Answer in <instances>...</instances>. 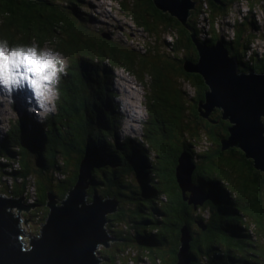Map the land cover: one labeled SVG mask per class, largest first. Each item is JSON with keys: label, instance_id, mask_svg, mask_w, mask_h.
Here are the masks:
<instances>
[{"label": "trees", "instance_id": "16d2710c", "mask_svg": "<svg viewBox=\"0 0 264 264\" xmlns=\"http://www.w3.org/2000/svg\"><path fill=\"white\" fill-rule=\"evenodd\" d=\"M138 1L141 3L135 6L139 10L135 12V16L128 11L131 16L129 21L139 29V24H143L144 30L150 33L155 32L154 27L158 26V22L170 36L169 40L161 43V50L169 51L165 58L173 60L177 68L172 69L173 64L166 60L159 64L162 54L155 50L158 40L152 45L153 54H149L146 47L142 48L146 53L143 54L138 49H132L134 45L130 41L131 37L127 38L124 31H120V34L125 37L126 43L119 42L127 48L104 42L93 46L78 37H71L68 26L60 17L64 15L63 11L68 15V4H71L69 0H0L1 35L11 37L6 32L8 29H4L8 26H16L18 34L30 31L32 26L38 30L47 27L53 31L61 30L65 39H55L53 43H59L62 51L68 53L71 59L68 64V68L71 67L67 71L68 77L60 83L57 111L52 118H45L40 122V125L44 124L42 130L46 133L36 142L34 149L27 151L12 148L9 141L13 140L14 143L11 132L14 129L6 133V140H0V155L7 158L0 161V174H3L0 178V192L8 193L11 204L20 201L27 207L18 214L10 212L8 207L6 211L16 220L23 215L32 232L37 235L47 195L52 194L57 199V193L64 190L71 162L84 159L89 175L86 192L97 191L101 198H114L115 208L106 214L103 228L106 235L122 242L121 246L115 243V251L101 248L93 252L94 257L98 259L95 256L98 252L101 254L100 259L108 261L101 264H115L119 257L122 258L123 248L134 249L135 256H138L147 245L151 248H148L151 251L148 252L150 264H172L177 231L174 225L178 222L180 205L175 179L171 178V173L176 172V159L180 148L184 146L188 157H195V167L190 173L192 184L207 196L204 202L210 210L197 205L190 208L185 201V224L194 223L193 219L202 220L198 213L207 212L204 220L206 228L199 231L189 245L191 261L194 262L191 264H264V253L251 251L255 245L258 247L261 238L250 236L242 217L244 214L258 227H263L261 234L264 237V173L254 170L253 164H249L248 160L244 161L243 154L238 149H221L216 138H227L228 121L217 118V109H213L207 118L197 115V102L202 101L201 93L204 88L196 72L180 67L183 59L195 62V56L189 55L192 45L188 30L168 11H160L149 0ZM190 1L193 2V8L190 9L184 25L195 29L198 14L204 12L210 26L209 32H212L216 29L217 18L224 16L239 0H218L217 4L211 0ZM260 1L248 0L249 7ZM120 2L124 9L121 5L120 7L126 11L129 7L127 4H131L133 0ZM245 21L249 28L238 24L241 27L235 30L228 48H233L235 59L264 66V52L260 56L259 53L256 55L252 52L253 56L249 59L243 57L242 49L252 39L247 33L259 28L250 18H245ZM202 25L206 28V23ZM170 31L174 32L173 37ZM155 35L159 39L158 32ZM211 35L213 37L203 38L207 39V44H212V38H215V34ZM255 40L256 38L250 44ZM82 42L85 43L81 49ZM249 49L244 54L245 57L252 51L251 46ZM83 52L85 57L81 56ZM109 62L125 68L140 83L148 76L150 81L146 86L150 90L156 89V94L147 99L148 118L143 125L144 133L152 134V159H147L146 152L139 150L134 142L123 140L117 145L107 138L110 135L106 129L107 124H112L113 129H116L120 125L121 117H113L115 107L108 109L103 98L102 107L94 105L93 95L100 93L102 97L105 88L110 91L112 73L109 67L112 65ZM169 71L176 72L175 78L178 79L175 81L177 90L172 88L170 91L173 93L166 90ZM182 93L186 95V101ZM110 99L112 100V96ZM167 113H172L173 120L167 118ZM216 119L220 124L210 126L211 131L202 126L203 130L200 132L195 130L188 136L182 134L190 123L195 129V125L201 127V122L203 125L205 122L215 123ZM261 120L264 125V116ZM47 139L50 150L44 156L49 160L46 163L43 158L45 145L42 146V143ZM27 142L30 141L26 140L25 143ZM194 146L199 149L198 152ZM58 156L62 161L58 160ZM10 162H16L17 167L8 169ZM202 167L205 173H199V168ZM46 168H51V172ZM29 175L34 180L32 189L25 184ZM229 184L232 189L226 186ZM30 191L33 193L32 197ZM90 198L91 195H88L87 199Z\"/></svg>", "mask_w": 264, "mask_h": 264}, {"label": "water", "instance_id": "95a60500", "mask_svg": "<svg viewBox=\"0 0 264 264\" xmlns=\"http://www.w3.org/2000/svg\"><path fill=\"white\" fill-rule=\"evenodd\" d=\"M211 1L218 3V0ZM149 2L161 11H168L183 24L193 8L190 0ZM189 38L196 53L195 62L185 65L183 59L180 67L196 72L204 88L202 101L197 102V115L206 117L217 108V118L228 121L227 138L215 137L221 149L233 145L240 148L243 156L252 160L254 170L264 173V125L261 120L264 116V66L230 56L225 41L220 38H212L213 44H207V39L194 37L192 31ZM184 157L183 153L179 154L176 172L171 173L180 205L178 222L174 225L177 231L172 264L189 263L187 242L191 237L185 227V201L197 198L191 186L184 187L194 168L189 159V169L183 168ZM82 164L71 162L64 190L57 193V199L52 194L47 195L41 228L38 236L29 242V248L18 242V221L6 211L9 201L0 198V264H96L95 248L112 239L102 225L105 215L114 210L116 201L98 195L85 200L89 175Z\"/></svg>", "mask_w": 264, "mask_h": 264}, {"label": "clouds", "instance_id": "9594fccd", "mask_svg": "<svg viewBox=\"0 0 264 264\" xmlns=\"http://www.w3.org/2000/svg\"><path fill=\"white\" fill-rule=\"evenodd\" d=\"M78 1H81L83 3V8L85 9L75 7L72 4H68L69 5L68 6L69 7L68 16H70L73 19L74 17L76 18V16H81V15H82L81 17H85V19L91 18L90 23H91L92 29L102 33L104 36H107V37H114L116 32L120 34V31H123V27L125 26L126 17H124L125 11L122 10L119 3H118L119 10L116 11L113 9L112 6H110L108 2H100L99 0H78ZM108 6H109V9L107 8ZM91 8L98 10L96 12L97 15L92 14L93 10H91ZM79 9H83V10H79ZM74 13H76L77 15H74ZM189 14H190V10L188 11L187 16ZM225 15L220 16L219 19L224 18ZM245 18H250L257 26L260 25L258 30H261L262 27L264 28V24L257 23L255 19L253 18V16L251 15L250 11L248 12V14L244 15L241 19L235 20L233 23H227L225 21L218 22V18H217L216 38H220L221 41H225V46L230 56H234V54H233V50L228 48V44H231L230 41L234 37L235 30L237 28H240L241 25L244 26L245 28H249L248 25L246 24ZM198 19H200V21H198ZM104 21H107L110 24L109 27L111 29V32H114V33L110 35L104 34V30H105ZM97 22H101V23L98 24ZM198 23L200 24L198 25ZM202 23L203 24L207 23V28H204ZM240 23L241 25H238ZM117 25L119 26L120 30L117 28ZM194 27L195 29L194 28L190 29L193 32L194 37L198 39H203L207 37L211 38L210 33L208 34L206 33V32H209V24L207 22V19L204 16H201V14H198ZM87 29L89 28L87 27ZM225 29H229L230 32H232V34L226 37L224 33ZM190 30H188L189 34L191 32ZM139 32H140V29H139ZM257 33H259V31L257 30L247 33V36L251 37L252 39L247 45V47L242 49V52H244V54L249 50V46L252 40L258 37ZM260 36H263V34H261ZM168 37L169 36H167V38ZM112 39L121 41L118 38H112ZM263 52H264V48L262 50V53ZM262 53L259 54V56L262 55ZM244 54H243L244 59H249L250 57L253 56L252 51H250L246 57ZM255 54L258 55L257 53ZM68 66L69 65H68L67 58L62 53L55 51L54 49L50 47L40 48L35 43V41H33V43L30 46H23V45L10 46L7 40L0 39V93H3L6 95L5 100H8V104H7L8 112L7 113L9 115L6 118L8 120L5 122L6 130L0 133V140L2 139L6 140V133L10 129H14L11 131L13 133L12 136L14 137V143H13V140L9 141L11 143L12 148L16 150H19V148H22L27 151H29L28 147L31 148V151L34 149V147L36 146V142L39 141L43 137V135L46 133L45 131L42 130V126L44 124L40 125V122L45 120V118H52L53 114L57 111L56 104L60 100V83H61L62 77L67 75ZM109 68L111 70L112 78H113L114 73L112 72V70L114 67L111 66ZM119 68L123 69L122 67H119ZM84 76L86 78V75ZM25 87L27 88L28 91H31L33 94V99L36 101L35 108L31 107L33 103L30 106L26 105L28 95L26 92H21L20 90L21 88H25ZM18 90L20 91L16 94V96H13V93ZM110 92L112 93L111 86H110ZM3 98L4 96H0V99H3ZM22 98H25L24 109H25V112L28 113V115L23 114V107H22V102H21ZM93 103H94V100H93ZM106 103L108 105L107 106L108 109L111 107L110 105L114 106L113 93H112L111 102H106ZM32 111H36L35 113H37L38 118H31L29 116L30 113H32ZM144 111L146 113V119H147L148 118L147 111L146 110ZM113 117H121V115L116 112V109L113 110ZM137 119L138 118L127 119V121L129 122V123H126L127 126H132L133 120H137ZM146 119L144 120V122H140L141 135L139 137L131 136V134H133L132 127H124L121 124L122 123V117H121L120 125L116 129H113L112 124H107L106 129L110 133V135L107 138L111 142L117 145L120 143V141H123V140L134 142L137 144L139 150H143L146 152L147 159H152L153 157L152 148L150 146H147L141 139L142 132L144 133L142 129H143V125L146 122ZM36 137L37 139H35ZM26 140H29L30 142L25 143ZM47 142H49L48 139L46 142L45 140H43V143H42V146L45 145V150L43 151L44 154H47L48 152ZM194 148L197 152L199 151L197 147L194 146ZM180 153H183V155L185 156L183 159V168L187 169L188 166H190L188 159L192 161L193 164L195 163V157L193 156L194 158L190 159L187 155V150L185 149L184 146L180 148L179 154ZM0 158H2L0 159V161L7 160V158L2 155H0ZM78 162L80 163L84 162L86 166V170H87V165L84 159H81ZM15 163L16 162H10L8 169L16 168L17 166L11 167L12 164H15ZM177 163L178 162L176 159V164ZM194 167H195V164H194ZM48 172H51V171H48ZM1 176H3V174H0V177ZM28 179L34 181L30 175L29 177L25 179V181ZM15 180L17 179L15 178ZM192 183L193 181L192 179H190V175H189L188 185L184 183V187L191 186L192 191L196 192L197 198L194 197L195 193L193 194L191 191L194 197L193 201L187 202L189 200H186V202L191 203L193 205L192 208H194V206L196 205L197 206L201 205L207 196L203 195V192ZM87 194L92 196V195H97L98 193L97 191H94V192H89ZM85 200L89 201L87 197ZM22 207H26V206H22ZM22 207H19V208H22ZM198 214L202 217V220L193 219L194 223L185 224V227L187 228L190 234V237H191L190 240L187 242L188 254H189L188 256L190 257L188 264H191L192 262L191 254L189 252V245L191 244L193 237H196L199 231L202 232L206 228V226L202 227L201 225L204 224V220L207 218V212L206 211L202 213L199 212ZM244 220H245L244 225L247 227V230L252 235L253 229H251V226H248V223L246 221L249 219L245 217ZM37 236L38 234L35 236H32L30 238V242L32 241V239H34ZM112 239H108L107 243ZM148 248L150 247L146 245V248L144 249V251L140 253L138 256H135L136 252L134 249L130 247H125L123 248L122 254L119 253L124 259V262L121 263L120 259H118L115 261V264H138L141 261L145 262L146 264H150L149 259H148V252H151V251H149ZM125 250H128L129 253L126 254ZM95 251H97L96 248L94 252Z\"/></svg>", "mask_w": 264, "mask_h": 264}, {"label": "rangeland", "instance_id": "374dc122", "mask_svg": "<svg viewBox=\"0 0 264 264\" xmlns=\"http://www.w3.org/2000/svg\"><path fill=\"white\" fill-rule=\"evenodd\" d=\"M61 1L64 2V0H61ZM103 1H107L110 4V6H112L113 9L116 10V11L119 10L118 3H119V5H121L120 0H103ZM69 2L72 5H74L75 7L83 8V3L81 1L69 0ZM140 3H141V1H140ZM140 3H139L138 0H133V2H131L130 6L127 8L128 10H126L124 12L125 13L124 17H126V13H127V17L125 19L126 21H125V26L123 27V31L127 34V38L131 37L130 41L134 45V46H132V49H134V50L138 49L139 52H142L143 54H146V53L143 52V49H142V48L146 47L149 50V54H153V52H154L152 50V48L154 46L153 44L156 42L155 40H158L157 49H155V50L160 52V55L162 54L160 56V58H159V64L163 60H166V61H170L173 64V68L172 69L177 68L173 60H171L170 58H165V54L169 53V51L163 52L161 50V43L163 44V40H168L169 39V38H167V36H169V34H166L164 32V29L160 27V24L158 22H156L158 26L154 27L155 32L151 31V33H150L148 31L144 30L143 24H141V23L139 24L140 25V32H139V28L135 27L134 24H132L129 21L131 16L128 13V11H130L135 16V12L139 11L138 9H135V6L140 5ZM121 7H122V5H121ZM108 8H109V6H108ZM257 8L261 11V14H264V0H261L257 4ZM83 9H85V8H83ZM83 9H79V10H83ZM67 10H69V7L67 8ZM91 10H93L92 14L97 15L96 12L98 10H96L94 8L93 9L91 8ZM63 14L64 15H60L61 20H63L62 22H65L66 25L68 26L69 35L71 37H73V38H77L78 37L79 39H82L83 41L90 42L88 44H92L93 46H95L96 44H99L101 42H104V43H107V44L111 43L112 45H115V46H121V47L127 48V46H125L124 44L120 43L119 41H117L115 39H112V38H118V39L121 40V42L126 43L125 42V37L123 35L118 34L116 32L115 33L116 37L115 36L114 37H107V36H104L102 33L93 30L92 26H91V23H90L91 18L90 19L89 18L85 19V17H81L82 16L81 15V16H76V18L74 17V19H73L70 16H68L65 11H63ZM120 18H122V17H120ZM255 19H257L256 21H257V23H259L258 18L255 17ZM198 21H200V19H198ZM220 21L221 22L225 21V22L228 23L227 20H220ZM178 22H180V21L178 20ZM97 23L100 24L101 22H97ZM212 23H213V21H212ZM199 24L200 23H198V25ZM104 25H105V30H104V34L105 35H110V34L114 33V32H111V29L109 27L110 24L107 21H104ZM147 26H149V25H147ZM181 26H183L185 28V30H188V28L183 23H181ZM32 27H33L31 29L32 31L30 30V31H26L24 33L21 32V33L18 34L16 32V26H11V27L8 26V27H6L4 29H8L6 32L9 33V35H11V37H7V36H4V35L0 34V39L7 40L10 46H17V45L30 46L33 43V41H35V43L40 48L50 47V48L54 49L55 51L63 52L62 54L64 56L67 55L68 64L71 63L70 56L65 51H62L63 49L60 47L61 45H58L59 43H56V41H55V43H53V41L55 39L58 40V41H60L61 39H65V37L62 36L63 35V31L57 30V29H55L53 31V29H51V28L48 29V27L44 28V29H41V30H38L35 26H32ZM87 27L89 29H87ZM117 28L119 29L118 25H117ZM209 31H210V26H209ZM157 32H158L157 36H159V39L156 38V35H155V33L157 34ZM170 33H171V37H173L174 36V32L170 31ZM188 33H189V31H188ZM209 33H210V36H212L211 33L213 35L215 34V38H216V36H217L216 29H215V31L213 30L212 32H209ZM261 34H263V36H264V28H262L260 30V32L257 33L258 37H256V40L252 44H250V46L252 48L255 47V45L257 43L262 42L263 36H260ZM28 35H30V36H28ZM109 38H111V39H109ZM84 43L85 42L81 43V45H80L81 49H82V45ZM167 50H168V47H167ZM193 50H194L193 47L189 48V55L191 54L192 56H194ZM83 54H84V52L81 54V56L85 57L86 55L83 56ZM79 61H82V60H79ZM79 63H81V62H79ZM109 63H110V65H112V67H114L113 70H112V72L114 73V76H113V78L110 81V86H111V90H112L113 97H114V106H115L116 112L121 115V117H122V123L121 124L124 127H132V129H133L132 133L133 134H131V136L139 137L141 135L140 122H144V120L146 119V113H145L144 110L148 111V105H146L147 99H149L150 96L152 97L153 95L156 94V89L150 90L146 86L148 84V82L150 81V78L148 76H146L144 79H142L143 83H144L143 84V83L139 82L138 78H135L132 74L127 73L125 68L121 69L116 64H114L112 62H109ZM187 64L190 65L189 61L185 60V65H187ZM136 65H138V64H136ZM70 68L71 67H69L68 69L70 70ZM175 74H176V72H173V71L172 72L169 71L168 74H167V78L169 79V83H167V86H166L167 92H170L172 88L177 90V86H175V81H177L178 79L175 78ZM67 77H68V75L62 77L61 82H64L67 79ZM108 92H110V91L105 88V90H103L102 97L100 96V93L98 95L95 93L93 95L94 104L95 105H100L102 107V105H103L102 104V100H101L102 98L106 102H111L110 97L112 96V94L108 93ZM126 92H128L129 94H125ZM17 93L18 92L15 91L13 93V96H16ZM26 93L28 95V99H27L26 105L30 106L34 101H33L32 97H30L28 90L26 91ZM170 93H173V92H170ZM0 96H4L3 99H0V133H2V132H4L6 130L5 122L8 120L6 118L9 115L7 113L8 112V109H7L8 100H5L6 95L3 94V93H0ZM127 96H129V97H127ZM182 97H183V99L185 101L187 100L186 95L183 94V93H182ZM122 99L124 100V102H123ZM24 101H25V98H22L21 102H22V107H23V114L28 115V113L25 112V109H24V106H25V103H23ZM179 101L181 102V96L180 95H179ZM35 105H36V101L32 104L31 107L35 108L36 107ZM110 106H112V105H110ZM22 107H21V109H22ZM152 109H153V107L150 109L151 117H152ZM202 111H203V109H202ZM35 112L36 111H32L33 114L30 113L29 116L31 118H38V115ZM134 112L137 113V114H134ZM130 118L131 119L138 118V119L137 120H133L132 126H127L126 123H129L127 121V119H130ZM167 118L173 120L172 113H167ZM202 126H203V124L201 122V127L198 126V125H195L194 126L195 129H193V126L190 123V124H188V126H186L187 128H184V132L182 134L184 136H188L192 131L196 130V132L197 131L200 132L201 130H203ZM142 130L144 131V128ZM149 135L146 132L145 133L142 132L141 139L147 146H152L153 145V143L151 142V138H152L151 135L152 134H149ZM47 143H48L47 148H50L49 142H47ZM236 149H238V148H236ZM28 150L31 151V148L28 147ZM44 156H45V154L43 152V158H44V160L47 163L49 160H46ZM58 160L59 161L61 160V158L59 159V156H58ZM12 167H16V165L13 164ZM82 167L85 169V163L84 162L82 164ZM47 170L51 171L52 169L48 168ZM10 181H12V177H10ZM226 186L228 188L232 189V186L230 184L226 185ZM0 198L6 199L7 201H9V207L8 208H10L11 205H14V206L19 208L17 203H12L11 204L10 200H8V193L0 194ZM239 207H241V206L239 205ZM111 212H109V213H111ZM7 213L9 214L8 211H7ZM109 213H107V214H109ZM246 221L248 223V226H251V229H254L253 232H252L253 236L261 238L258 241V247H256V245H255L253 248H251V251H253V252H262L261 254H263L264 253V239H263L264 237L261 234V231H263L262 230L263 227H258V225L256 223H254L253 220H251V219L250 220H246ZM103 225H104V223H103ZM19 227L22 230V232L25 230V225H21ZM40 228H41V225H40L39 229ZM39 229H38V231H39ZM25 236L26 235L24 234V232H23V234H21V232H18V237H17L18 242H22L24 240V244H26ZM29 242H28V244L26 246H24V248H27L29 246ZM115 243L119 244L120 246L122 245L121 244L122 242L120 243V242L116 241L115 239H112L106 245H103V244L98 245L96 247V250L97 251L101 250V248H111V249H114V251H115L116 250L115 249V245H116ZM100 255L101 254H99L98 252L95 254V256L98 258V261L96 262V264H101V263H104V262H108V261H106V259L105 260L104 259L103 260L100 259L99 258ZM119 259H120L121 263L124 262L123 258H119ZM138 264H144V262L141 261Z\"/></svg>", "mask_w": 264, "mask_h": 264}, {"label": "built area", "instance_id": "2783aa9c", "mask_svg": "<svg viewBox=\"0 0 264 264\" xmlns=\"http://www.w3.org/2000/svg\"><path fill=\"white\" fill-rule=\"evenodd\" d=\"M99 1H100V2H107V1H103V0H99ZM203 5H204V4H203ZM107 8H108V7H107ZM108 9H109V8H108ZM249 11L251 12V15H252L253 17L258 18V20H259V24H264V14H261V11L257 8V4H256V5H253V6L250 8V7H249V4H248V0H239L238 2H236L235 4H233L231 10L228 11V12L226 13V15H225L224 18H222V19H218V22H219L220 20H227L228 23H233L235 20H239V19H241L244 15L248 14ZM201 16H205V13L202 12V13H201ZM206 28H207V23H206ZM259 32H260V30H259ZM230 34H232V32H230V30L228 29V36H230ZM263 48H264V36H263V40H262V42L257 43V44L255 45V47L252 48V52H255V53H259V54H261ZM0 159H2V158H0ZM12 166H13V164H12ZM12 166H11V167H12ZM1 177H2V176H1ZM1 177H0V178H1ZM17 181H18V179H17ZM25 184H26V187H27V188L32 189V188H31V186L33 185V181H32V180H30V179L26 180V181H25ZM29 193H30V195H31V197H32V196H33L32 191H30ZM0 194H2V193H0ZM31 197L28 199V202H29V203H30V201H31ZM8 200H9V199H8ZM19 204H21L22 206H25V205L22 204L20 201H19ZM9 209H10V212H13V213H15V214L20 213V211H22V212L25 211L24 209H22V208H18V207L14 206V205H11ZM17 220H18V228H19L21 234H23V232H24V234L26 235V236H25L26 244H24V240L22 241V243L24 244V246H26V245L28 244V242L30 241V238H31L32 236H35L36 234H34V233L32 232L31 228H30V227L28 226V224L26 223V221H25L23 215H20L19 217H17ZM21 225H25V230H24L23 232H22V230H21L20 227H19V226H21ZM39 227H40V226H39ZM125 253H126V254L129 253L128 250H125ZM130 254H132V253H130ZM144 264H146V263L144 262Z\"/></svg>", "mask_w": 264, "mask_h": 264}, {"label": "flooded vegetation", "instance_id": "af4514ba", "mask_svg": "<svg viewBox=\"0 0 264 264\" xmlns=\"http://www.w3.org/2000/svg\"><path fill=\"white\" fill-rule=\"evenodd\" d=\"M232 50H233V48H232ZM193 53H194V56H195V52H194V50H193ZM191 55V54H190ZM192 56V55H191ZM213 109H217V108H213ZM212 109V110H213ZM211 112V111H210ZM209 112V113H210ZM209 113L206 115V118L209 116ZM215 121V123H208V122H205L204 123V125H203V127L206 129V130H208V131H211V128H210V126H212V125H216L217 123L218 124H220L219 123V120L218 119H216V120H214ZM218 128H219V125L217 126ZM215 129H216V126H215ZM227 150H235L236 148L235 147H227L226 148ZM225 149V150H226ZM50 150V148H47V151H49ZM222 150H224V149H222ZM240 152V151H239ZM240 153H242V152H240ZM243 154V153H242ZM243 159H244V161H246V160H248L249 161V164H252V160L249 158V157H246V156H243ZM206 171H204V167H202V168H199V173H205ZM189 201H193V199H189ZM186 205L188 206V207H193V205L191 204V203H187L186 202ZM199 206H203V207H205V208H207V210L208 211H210L209 210V207L206 205V203L203 201V203L201 204V205H199ZM242 217L243 218H245L246 216L244 215V214H242ZM202 227H205L206 226V224L204 223V224H202L201 225Z\"/></svg>", "mask_w": 264, "mask_h": 264}, {"label": "bare ground", "instance_id": "6f19581e", "mask_svg": "<svg viewBox=\"0 0 264 264\" xmlns=\"http://www.w3.org/2000/svg\"><path fill=\"white\" fill-rule=\"evenodd\" d=\"M224 33H225V35H227L228 36V29H225L224 30ZM252 48V47H251ZM21 90V92H26L27 91V88L25 87V88H21L20 89ZM20 90H18V91H16V92H19ZM125 94H129L128 92H126ZM29 95H30V97H32V99H33V94H32V92L31 91H29ZM127 97H129V96H127ZM33 101L35 102V100L33 99ZM33 102V103H34ZM23 103H25V101L23 102ZM36 106V105H35ZM130 107V106H129ZM134 114H137V113H135L134 112ZM133 116V115H132ZM134 117V116H133ZM234 146V145H233ZM235 148H238V147H236V146H234ZM242 153H243V151L240 149V148H238ZM42 225V224H41ZM29 246H30V244H29Z\"/></svg>", "mask_w": 264, "mask_h": 264}]
</instances>
